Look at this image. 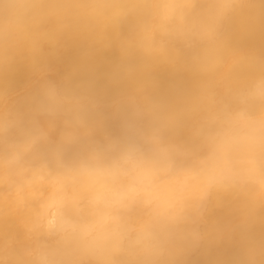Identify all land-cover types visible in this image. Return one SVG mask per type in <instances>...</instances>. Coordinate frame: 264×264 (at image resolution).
Instances as JSON below:
<instances>
[{
  "label": "clouds",
  "instance_id": "clouds-1",
  "mask_svg": "<svg viewBox=\"0 0 264 264\" xmlns=\"http://www.w3.org/2000/svg\"><path fill=\"white\" fill-rule=\"evenodd\" d=\"M0 264H264V0H0Z\"/></svg>",
  "mask_w": 264,
  "mask_h": 264
},
{
  "label": "bare ground",
  "instance_id": "bare-ground-1",
  "mask_svg": "<svg viewBox=\"0 0 264 264\" xmlns=\"http://www.w3.org/2000/svg\"><path fill=\"white\" fill-rule=\"evenodd\" d=\"M71 59H72L71 55L69 57L65 58L64 62L59 66V71L62 72L64 70V68L66 67V65L71 62Z\"/></svg>",
  "mask_w": 264,
  "mask_h": 264
}]
</instances>
